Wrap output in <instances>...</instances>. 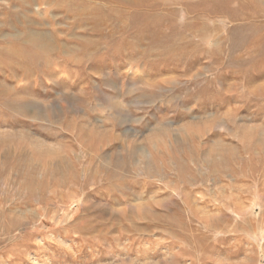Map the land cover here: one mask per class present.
<instances>
[{
  "label": "rangeland",
  "instance_id": "rangeland-1",
  "mask_svg": "<svg viewBox=\"0 0 264 264\" xmlns=\"http://www.w3.org/2000/svg\"><path fill=\"white\" fill-rule=\"evenodd\" d=\"M0 264H264V0H0Z\"/></svg>",
  "mask_w": 264,
  "mask_h": 264
},
{
  "label": "bare ground",
  "instance_id": "bare-ground-1",
  "mask_svg": "<svg viewBox=\"0 0 264 264\" xmlns=\"http://www.w3.org/2000/svg\"><path fill=\"white\" fill-rule=\"evenodd\" d=\"M33 50V49H32ZM29 52V51H28ZM32 57V56H31ZM36 57V56H35ZM37 58H38V56H37ZM239 211V210H238ZM231 221V220H230Z\"/></svg>",
  "mask_w": 264,
  "mask_h": 264
}]
</instances>
